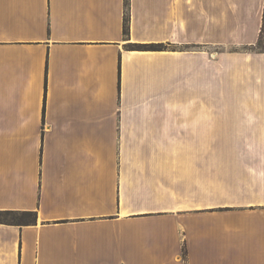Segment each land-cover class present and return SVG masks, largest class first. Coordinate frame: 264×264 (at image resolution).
I'll return each instance as SVG.
<instances>
[{
    "label": "crops",
    "instance_id": "1",
    "mask_svg": "<svg viewBox=\"0 0 264 264\" xmlns=\"http://www.w3.org/2000/svg\"><path fill=\"white\" fill-rule=\"evenodd\" d=\"M263 7L128 0L124 36L125 0H0V211L35 214L0 224V264H264V150L199 149L208 31L222 46L229 23L253 45ZM225 55L228 94L238 70L250 103L248 61L263 76L264 54ZM223 100L217 141L264 142V102L251 100L261 129L223 135Z\"/></svg>",
    "mask_w": 264,
    "mask_h": 264
},
{
    "label": "rangeland",
    "instance_id": "2",
    "mask_svg": "<svg viewBox=\"0 0 264 264\" xmlns=\"http://www.w3.org/2000/svg\"><path fill=\"white\" fill-rule=\"evenodd\" d=\"M261 26H262V20H261ZM229 23H224L223 30H222V46L219 45V40H217V36H215L214 31H208L207 36V44L205 46L206 49V55H207V86H206V103H207V135H206V142L201 143L200 148L197 144V148L201 150H205L208 154H213L215 151L218 150H256V151H262L264 150V142L258 141V142H218L216 135V127L214 126V108L217 99L221 96L224 98L223 105L225 108L219 112V123H220V133L223 135H232L235 134V132H231L232 128H235L239 125L248 124L250 127L254 126V129L258 131L261 129V127H258L262 123V118H260L257 113L258 110L254 109L255 104L253 101H262L264 102V72L263 76H258V73L255 72L256 68H260L263 65V62H256L258 58H254V61L249 60L248 64H252L254 67V71L251 73L250 77L247 79V85L253 89L252 93L249 94V97L251 98L250 103L247 101L242 102L241 100L238 101L239 94L241 95V90L237 89L239 87V83L242 82L239 80V74L238 70H233V86L235 90V95L228 94L230 92V85L231 81L227 80L230 78V72L229 67L225 66L222 71L217 70V62H216V53L219 54L221 52L227 54H236L238 56L239 54H264V52H260V49L257 48L255 42L253 45H237L235 44L237 37L240 39H246L249 38L248 35L250 31H233L230 29ZM129 32V31H128ZM260 33V32H259ZM128 36V34H127ZM258 41V40H257ZM217 43V44H216ZM131 46H137V45H128L127 49H131ZM150 46V45H149ZM159 48H151L147 46L139 47L138 49L143 50H160L163 48L162 45H159ZM191 50H198V46H190ZM201 49L204 48L201 46ZM225 55V56H226ZM224 56V59L226 58ZM220 59V58H219ZM239 59H235L233 63L235 65H238L240 62ZM225 62V61H224ZM223 77L222 83L227 82V84H220V81L217 80L219 76ZM218 76V77H217ZM219 81V82H218ZM223 86V87H222ZM260 91L261 94H256V91ZM228 94V95H226ZM237 100V101H236ZM241 103H247L246 106L248 110L247 112L243 113L239 111L240 104ZM233 107L235 111H233ZM252 108V109H251ZM240 126V127H241ZM213 160V159H210ZM209 161V160H208ZM212 166V165H211ZM213 177V166L211 168H208V177ZM210 186V185H208ZM213 186L211 187V189ZM208 198H213V189L208 190Z\"/></svg>",
    "mask_w": 264,
    "mask_h": 264
},
{
    "label": "trees",
    "instance_id": "3",
    "mask_svg": "<svg viewBox=\"0 0 264 264\" xmlns=\"http://www.w3.org/2000/svg\"><path fill=\"white\" fill-rule=\"evenodd\" d=\"M128 0H125V15H124V22H123V34L127 36L128 34ZM133 49H138V46H131ZM147 47L151 48H159V45H150ZM257 48L260 49V52H264V7H263V14H262V26L259 33V38L256 43ZM35 222V214L31 212H13V211H0V224H8V225H15V226H22V225H29ZM185 250H182V257L185 260Z\"/></svg>",
    "mask_w": 264,
    "mask_h": 264
}]
</instances>
